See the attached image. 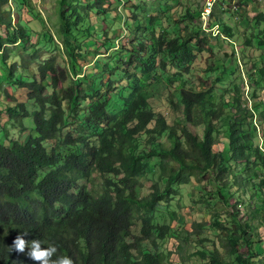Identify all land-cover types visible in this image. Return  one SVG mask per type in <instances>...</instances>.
I'll list each match as a JSON object with an SVG mask.
<instances>
[{
    "label": "trees",
    "instance_id": "16d2710c",
    "mask_svg": "<svg viewBox=\"0 0 264 264\" xmlns=\"http://www.w3.org/2000/svg\"><path fill=\"white\" fill-rule=\"evenodd\" d=\"M108 1L59 0L54 39L31 0L15 2L32 21L13 24L9 0H0V10L9 12L0 17V81L15 85L19 94H6L0 115L29 129L30 141H0V264H35L27 248L9 253L21 233L42 247L54 245L53 259L66 255L74 264H168V238H174L181 264L185 255L203 264H264L258 105L244 103L239 84H224L232 73L224 64L209 83L204 77L214 70L211 64L204 77L193 74L198 54L211 49L208 37L201 36V24L163 28L160 0L141 1L135 6L141 14L130 10L127 28L116 27L118 36L135 33L133 48L116 47L104 33L95 51L111 45L116 58L107 62L102 78L78 73L92 61L86 42L97 36L90 12L106 11L102 4ZM199 15L183 13L190 19ZM212 17L219 34L231 36L214 11ZM250 19L264 23V9H255ZM252 36L244 40L249 54H257L247 70L246 93L256 101L264 87V38L253 42ZM18 43L24 45L12 61L8 55ZM228 59L227 64L233 52ZM29 115L32 128L24 122ZM81 180L86 183L79 185ZM193 181L200 185L190 193L193 202L211 218L193 220L190 228L170 225L175 213L164 214L169 222L163 221L159 205L181 197V188ZM203 226L217 239L203 235Z\"/></svg>",
    "mask_w": 264,
    "mask_h": 264
},
{
    "label": "rangeland",
    "instance_id": "374dc122",
    "mask_svg": "<svg viewBox=\"0 0 264 264\" xmlns=\"http://www.w3.org/2000/svg\"><path fill=\"white\" fill-rule=\"evenodd\" d=\"M82 3L94 4L96 0H80ZM143 0H109L106 3L102 4V7L106 9L103 12H90V16L93 20V24L95 26L94 33L97 36H94V39L88 40L86 42L89 53H91L92 61L83 67L82 70H78V73L86 72L91 73L90 75L100 79L103 77V69L107 62L115 59V55L113 54L114 50L111 45L109 48H100L97 51L95 49L100 45L101 41H103L104 33L108 34L109 38L115 40L116 47L119 44L131 46L130 40L135 36L133 32V25L129 26L132 29V35H125V33L118 36V32H114L116 27L122 26L124 29L127 28L128 22L125 17L129 15L130 10H137L135 6H138L140 3L142 4ZM149 3L153 0H144ZM162 5L161 8L164 9V20H163V28L169 27L170 31H174L176 26L180 31L186 25H199L203 31H201V36L208 37V46L211 49H207L198 54V62L197 66L193 70V74L195 76L204 77L205 71L208 72V64L212 65V70L209 72L205 79L206 82L209 83L212 79L219 76L222 70L224 69L223 64L226 66V69H232V73L230 74L229 79H225L226 85L230 83L239 84L242 89V99L246 100L244 103L248 104L250 107H253L254 104L258 105V110L255 111L254 121L257 125V130L261 133L260 137L264 141V87L258 96L256 101H250L247 98L246 91L248 90V85L246 82L247 70L251 66V62L253 61V56L257 54H249L248 47L244 45V40L246 36L249 37L252 34L253 42H256L254 37H263L264 38V23H260L259 25H255L254 21L250 19L253 15L254 10H263L264 8V0H252L244 3L243 0H160ZM211 2V6L208 2ZM33 4V9L40 12L43 20L46 22L44 26L50 28V33L56 39V27L58 25V14H57V2L59 0H31ZM8 4L10 5L9 12L12 19V24L14 21L23 20V21H32L31 16L27 12V8L24 6H20L15 2V0H9ZM239 8V11L235 13V8ZM188 9L191 12H200L198 17L193 19L186 18L183 16L184 11ZM208 9L210 11H205ZM216 15L217 18L221 19L226 27L231 30V36L225 37L220 35V27L218 26V20L215 18H210L211 13ZM8 12V13H9ZM6 11L2 12L0 10V17L4 19L8 14ZM160 14L159 12H157ZM137 14L140 15L141 11L138 9ZM190 22L185 24V21ZM211 20V22H210ZM178 21V23H176ZM33 29L38 30L40 28L39 23L35 21ZM1 23V22H0ZM246 24L248 25L246 27ZM121 27V28H122ZM246 27V28H245ZM253 27V28H251ZM177 29V30H178ZM3 27H0V33H3ZM219 30V33L217 31ZM138 33V31H137ZM116 34V36H115ZM35 39V36L32 37V40ZM23 43H18L13 47V52H11L8 56L12 61L18 60V51H20ZM13 45H10L12 47ZM130 48H133L131 46ZM234 55V59L230 63L227 64L228 58ZM121 55V53H120ZM89 57V59H91ZM243 57V58H242ZM59 63L62 65V57L57 56ZM31 71L33 67L30 68ZM204 71V72H203ZM47 83L49 79L46 80ZM219 86V84H217ZM215 92H220L218 87H215ZM7 95H15L19 97L17 90L15 89V85H11L6 81H0V109L4 108L8 103L6 100ZM29 109H32V106L28 105ZM6 115H0V141L5 140L6 142H10L13 140L20 141L22 143L28 144L30 141L28 139L29 129L23 130L20 128H16L9 121L6 120ZM25 125L27 127L32 128L33 120L32 116L29 115L24 118ZM3 126L4 132L1 130ZM196 133H201V127H196L193 129ZM86 182L81 180L79 181V185H83ZM148 185H145L141 192L148 191ZM200 188L197 182L193 181L190 184H187L181 188V197L178 195L170 202L160 204L158 209V214H160V218L166 220L167 222L168 215L171 213L176 214V219L170 221V225L178 226L182 224L184 227L190 228L193 220L197 221H208L211 216L208 212L200 205L193 202V198L190 193L192 191H197ZM206 189V188H205ZM233 201H230L232 203ZM246 202V200H245ZM157 214V215H158ZM165 214V216H164ZM159 218V217H158ZM208 226H203V235L209 236L210 238H216V232L207 229ZM262 235L264 237V229H262ZM167 245V249L172 250L169 255H166V252L163 253V258H165L166 263L168 264H181V261H178V253L175 248V240L174 238H168L164 243ZM261 246L264 247V239L262 240ZM260 248V247H258ZM243 251V249H242ZM263 251V250H262ZM186 257V262L183 264H203L198 258L192 257L188 259ZM264 257V256H262ZM262 259V258H261ZM264 259V258H263ZM262 259V260H263ZM232 264V263H231ZM235 264V263H233Z\"/></svg>",
    "mask_w": 264,
    "mask_h": 264
},
{
    "label": "clouds",
    "instance_id": "9594fccd",
    "mask_svg": "<svg viewBox=\"0 0 264 264\" xmlns=\"http://www.w3.org/2000/svg\"><path fill=\"white\" fill-rule=\"evenodd\" d=\"M211 6V4H210ZM210 11L207 13L209 14ZM219 33V30L217 31ZM28 233H21L13 240L12 245L8 246L9 253L15 251L17 253H24L25 249H29L27 256L35 262V264H74L73 259L70 256L62 255L56 259H53L57 252V248L54 245L42 247V243L38 239H34L31 242L24 239Z\"/></svg>",
    "mask_w": 264,
    "mask_h": 264
},
{
    "label": "built area",
    "instance_id": "2783aa9c",
    "mask_svg": "<svg viewBox=\"0 0 264 264\" xmlns=\"http://www.w3.org/2000/svg\"><path fill=\"white\" fill-rule=\"evenodd\" d=\"M212 1H214V0H212ZM212 1L211 2L209 1L208 4L210 5L212 3ZM205 11L209 12L208 9H205Z\"/></svg>",
    "mask_w": 264,
    "mask_h": 264
}]
</instances>
